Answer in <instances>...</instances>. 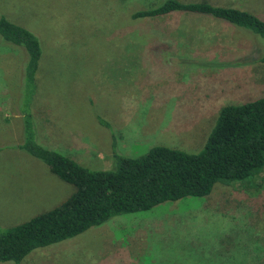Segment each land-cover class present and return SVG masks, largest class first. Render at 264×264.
I'll use <instances>...</instances> for the list:
<instances>
[{"label": "rangeland", "instance_id": "1", "mask_svg": "<svg viewBox=\"0 0 264 264\" xmlns=\"http://www.w3.org/2000/svg\"><path fill=\"white\" fill-rule=\"evenodd\" d=\"M162 1L0 0V19L35 33L43 49L30 88L26 50L0 36V234L76 191L14 146L22 116L40 145L111 170L114 150L197 154L224 106L264 95V63L244 64L259 58L262 37L193 14L133 18ZM207 1L264 15V0ZM248 182L114 217L21 264H264V170Z\"/></svg>", "mask_w": 264, "mask_h": 264}, {"label": "trees", "instance_id": "2", "mask_svg": "<svg viewBox=\"0 0 264 264\" xmlns=\"http://www.w3.org/2000/svg\"><path fill=\"white\" fill-rule=\"evenodd\" d=\"M173 13L212 17L264 39V15L207 0H163L138 11L133 18ZM0 36L26 50L27 83L37 88L36 75L43 56L38 36L7 18L0 19ZM257 62L264 63V50L257 60L244 64ZM31 120V115L22 116L24 139L14 146L43 161L76 191L54 209L1 233L0 263L21 264L35 250L75 238L117 216L150 211L166 202L206 198L219 182L249 181L252 185L253 174L264 170V95L244 104L224 106L203 150L197 154L156 146L132 158L114 150L111 170L87 169L40 145Z\"/></svg>", "mask_w": 264, "mask_h": 264}]
</instances>
